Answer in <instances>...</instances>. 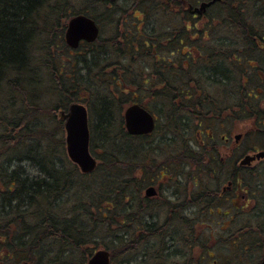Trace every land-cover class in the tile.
Wrapping results in <instances>:
<instances>
[{
	"label": "trees",
	"instance_id": "1",
	"mask_svg": "<svg viewBox=\"0 0 264 264\" xmlns=\"http://www.w3.org/2000/svg\"><path fill=\"white\" fill-rule=\"evenodd\" d=\"M156 1L83 0L84 7L74 11L72 0H0V264H69L71 261H74L71 264H84L98 248L110 251L111 264H204L215 258V254L218 259L209 263L258 264L260 261L264 252V206L241 221L239 231L233 228L228 238H218L219 245L213 251L208 238L197 237L184 209L168 205L155 214L152 201L142 194L144 185L154 178L155 168L168 172L166 157L186 153L188 161L204 159L199 151L186 146V137L194 136L197 130L186 117V103L194 110L199 108L196 114H203L205 107L210 110L220 107L210 91L217 89L220 81L226 82L221 77L223 72L202 74L197 65L185 71L180 63L166 60L168 56L164 58V52L159 51L164 47L154 45L164 42L160 40L141 45L142 50L134 51V45H125L126 53L134 57L146 55L158 61L152 51L161 54L163 59L158 56L160 62L155 65L162 70L158 76L168 83V88L155 87L156 91L135 86L140 78L135 81L132 66L122 71L104 69L107 65L98 61L99 52L107 55L109 51L104 42L91 52V59L84 60L82 69L77 68L76 60L62 61L59 57V52L69 49L63 38L64 21L77 14L96 20L92 13L95 7L103 8L107 14L104 19L113 25L129 17L135 19V26L143 25L142 29L151 32L148 28L153 21L169 20L167 32L186 33L184 24L177 21L170 8L155 14ZM256 1H252V8L230 10L222 26H227L229 33L264 31V17L257 8L264 0ZM135 11L141 14L140 18L135 16ZM253 56L257 57L252 54L250 58ZM136 63L135 66L140 63V68L144 65L139 60ZM124 77L128 78L124 80L125 90L121 88ZM187 80L190 86L175 84ZM236 81L239 89L244 90V97H250L256 105L257 97L264 94V71H254L248 83L243 84L240 75ZM92 83L127 91L129 96L116 104L110 90L92 87ZM196 86L203 91L194 89ZM137 91L142 92L141 99ZM150 96L156 97L164 110L158 111L162 126L159 120L152 141L145 136L151 141L148 142L126 134L121 113L133 103L153 108L145 100ZM178 99H182L183 109L177 105L170 107L173 112L167 111L166 106H172L173 100ZM73 102L86 105L89 113L90 151L98 162L89 175L81 174L76 166L67 167L66 163L70 162L63 152L64 130L57 112L66 110ZM116 114L120 119L118 135L113 131ZM91 120L95 123L93 127ZM186 121L190 126H186ZM211 154L205 151L213 167L217 156ZM25 162L32 164L39 175L27 174L20 165ZM140 170L142 177H138ZM238 175L241 190L249 196L254 188L253 194L257 192L258 198H264V190L260 188L263 182H253L252 186V181ZM201 184L200 180L195 188ZM208 190L199 186L192 203L202 200ZM91 209L97 212L96 216ZM228 218L229 227L233 222L237 225L232 216ZM159 220L163 223L158 226ZM106 237L108 242H102ZM86 245L89 250L81 252ZM77 254L82 258H75Z\"/></svg>",
	"mask_w": 264,
	"mask_h": 264
},
{
	"label": "flooded vegetation",
	"instance_id": "2",
	"mask_svg": "<svg viewBox=\"0 0 264 264\" xmlns=\"http://www.w3.org/2000/svg\"><path fill=\"white\" fill-rule=\"evenodd\" d=\"M252 1L253 0H179L175 3L173 0H158L156 1V5L155 3L153 4V8L156 9L155 14H159V12L164 8H170L176 14L175 16L177 21H182L184 24L186 33L167 32L169 30V24H167L169 20L164 23L153 21L152 26L148 28L151 29V32H147L142 29L143 25H141V27H139V25L134 26L136 28V32H134L135 30L132 28L127 29L126 27L116 31L118 35L120 34L119 36L124 38V40H133L137 42L135 44L127 42L126 44L134 45V51L142 50L139 47L141 45H143V47L144 45L148 46L151 40L164 41L160 43L155 42L154 45L156 48H158V45L164 47L159 51L164 52L163 55L165 59L168 56V59L166 60L180 63L185 71H190V67L192 65L199 66L198 70L201 69L202 74H205V72L212 73L213 71L219 70V72H223L224 76L221 77H224L226 81H220L216 86L217 89H214L216 93L218 92V95H215L214 99L219 101L218 103H220V107L216 108L215 110H210L209 108L205 107L203 114H196L198 112L195 113V110H198L199 108L194 110L190 106L186 107V117H188L190 120L191 118H195L191 121L196 122L197 129L194 133V136L186 137V146H188L193 151H199L204 159L200 162H191L187 160L185 153L183 155L184 160L182 162L176 160L167 161V173L164 172L163 169L156 170L155 168L153 170L155 175L154 178L144 185L142 191L143 197L152 201L155 214L168 205L173 206V202H171L170 197L177 198V201L183 199V209L186 211V197L191 189V187L188 185V181L190 179L193 180L192 187L196 186L202 179L207 181L209 179L214 185V193L216 195L218 194L219 198L229 196L228 198L231 200L230 203L232 205L238 204L237 199L244 198L242 192L240 193L242 188L237 180L239 168L250 169L252 164L255 162H263L264 164V159H261L254 161L250 166H239V160H231L229 173L230 176L226 182V185L223 186L218 193V187L220 184L218 179L221 175V167L217 161L215 162V166L212 167V160L206 158L205 155V151H209L211 156V153H213L215 157L219 154L218 149L220 146L217 143V139L219 137V140H221L222 144L225 146L224 148H227L229 152L225 153V155H227V158L229 155L232 159L230 152L239 146L241 139L245 136H243V134H247V132H242L238 126H235L236 123H233V128L225 131L223 129V121L229 116H233L236 122L239 119H242L240 117H246L250 119L253 125H256L254 132L264 134V108L259 107V102L262 100L261 98L264 100L263 92L261 91L263 95L257 97L256 102H258L256 105H254L255 103H252L250 97L245 96L247 99L244 97L243 94L245 92L244 90L239 89L238 81H236V78L238 75H240L243 84L248 83V80L251 79V74L254 71H257L258 73L260 71H264V31L229 33L223 32L221 30L223 23L222 20H224L230 10L236 11L238 10V6H240L241 9L252 8ZM260 1L261 0H257L256 2ZM202 3L208 5L204 6L201 10L200 5ZM197 7L199 8V11L196 10ZM257 8H259V12H261V17L263 18L264 4H260ZM223 10L227 13L225 14ZM247 12H250V10ZM262 20H264V18ZM120 24V21L116 22V25L120 26ZM141 24H144L143 20H141ZM164 29H166V31H164ZM172 40H179L180 42L175 43L172 42ZM175 45L181 47L178 49H172L171 46ZM154 52L156 53L155 55ZM172 52L178 53L179 56L175 57ZM157 53L158 50L152 51V54L157 56L158 61H155L156 59L151 57L149 63H143V67L140 68L141 65L135 66V68L140 69V73L144 74V76H136L134 73L135 81L140 78L139 83L135 84L136 87H156V89L168 88V83L160 80L158 76V73L162 72V70L159 69L158 65H155L156 63L159 64L160 62ZM252 54L257 55V57L253 56L250 58V55ZM159 57L160 59H163L161 58V55ZM149 70L150 72H148ZM132 71L134 72L133 69ZM145 71L147 72L144 73ZM188 81L189 80L180 82L177 81L175 84L177 87H185L186 85L190 86L191 84ZM204 88L207 89V87ZM261 92L258 91L259 94ZM141 94V91H137V95H139L137 96L138 99L142 98L140 97ZM213 94L214 93L210 92V95ZM150 97L157 100L156 97ZM186 100H189V97H187ZM173 102H175L176 106L178 105V109H183L182 99L173 100ZM144 108L148 110L157 121V116L152 113V110L147 107ZM202 110H204V108ZM211 113L219 116L220 119H217V116H209ZM216 120H221L219 123L221 134L219 136L216 132V123H214V121L217 122ZM188 125L190 126L188 121H186V126ZM148 136L150 139V135ZM232 136L233 139L231 138ZM140 138L142 141L147 140L145 136H140ZM249 147H251V154L264 150V146ZM220 157L221 161L224 160L222 156ZM188 168L197 169L196 175H189V172L187 171ZM142 176L143 173L140 170L138 177ZM199 186H202L205 190L206 187H208L206 184L204 186L203 183ZM148 187H153L155 189L156 193L153 197H147L145 195V190ZM205 195L206 193L202 197Z\"/></svg>",
	"mask_w": 264,
	"mask_h": 264
},
{
	"label": "rangeland",
	"instance_id": "3",
	"mask_svg": "<svg viewBox=\"0 0 264 264\" xmlns=\"http://www.w3.org/2000/svg\"><path fill=\"white\" fill-rule=\"evenodd\" d=\"M83 0H72V4H73V9L74 11H79L81 10L83 6L82 3ZM238 8H240V6H238ZM92 13L94 14V16L96 17V21L98 26L100 27V34H99V40L97 41V43H93L90 46L86 45V44H82L78 49L76 50H71L68 49V51L65 52H59L60 53V59L62 61H69V60H76L77 61V68L78 69H82L83 67H85L84 64V60H89V58L91 59L92 55V51L94 52V50L96 51L98 49V47L102 46V42H104V44L106 45L107 49L109 50L107 52V55L105 53L101 54L99 52L98 55V61L100 62V64H102L104 62L107 69V71L111 72L113 70L116 71H122L124 70L126 67L132 66L134 73L136 75H140L142 73H140V69L139 68H135V64L137 60H139V62H145V63H149L150 62V58L146 57V55H138V56H131L128 53H126V48L125 45L127 44L128 41L124 40L123 37L119 36L118 34L115 35L116 31H119L123 28H132L134 27V22L135 19H131L129 17H127L126 19H124L123 21H121L120 26L118 25H113L110 23V21L104 19L106 14V11L103 10V8L100 7H95L92 11ZM135 16L140 18L141 14H139L137 11H135ZM67 21V20H66ZM66 21H64V23H66ZM134 30V28H132ZM238 29V28H237ZM240 29V28H239ZM223 32L226 31L228 32V28L227 26H222L221 29ZM125 32V30H124ZM123 32V33H124ZM232 33V32H230ZM134 44L137 43L135 41H133ZM116 48H118L116 50ZM156 53L154 52V55ZM158 56H160L161 54L158 52L157 53ZM135 62V64H134ZM88 64V63H87ZM140 63H138L139 65ZM143 69V68H142ZM144 71V69H143ZM147 71H145L144 73H146ZM150 72V70L148 71ZM66 73V72H65ZM85 74V72L82 71V74ZM105 73V72H104ZM102 74V73H100ZM154 74V73H153ZM144 76V74H143ZM155 76V74H154ZM89 78V76H88ZM98 78V77H97ZM47 79V78H45ZM99 79V78H98ZM120 79V77H118V80ZM127 77H124L121 79V88L124 89L123 87H126L127 84L125 83L124 80H127ZM87 81V79H86ZM97 82V80L95 81ZM93 86L92 87H96L98 88V86H100L98 83H92ZM100 88H107L104 86H100L98 89ZM128 88V87H127ZM193 88V87H190ZM108 90H110L112 92V94L115 95L116 97V104L117 101H120L121 103H123L125 96H129V93L127 91L122 92L123 90H119V89H115V88H107ZM150 89H155V87H150ZM194 89H200L203 91L202 88H197L195 87ZM125 90V89H124ZM104 91V90H103ZM212 93H214V95H218V92L216 93L215 90L214 91H210ZM102 94H104L102 92ZM131 94V93H130ZM262 94V93H261ZM260 94V96H261ZM114 97V96H113ZM140 97H142L140 95ZM262 100L259 102V107L260 108H264V100L263 98H261ZM46 101H48L49 99L46 98ZM145 100L148 101V104L153 107L150 108L152 110V113H154L157 116V120L159 121L160 118L158 117V111H163L164 109L161 108L159 104V100L156 99H152L151 97H145ZM191 107L190 103H186V107ZM47 107H51V106H47ZM170 107H176L175 102L172 103V106H166V110L167 111H172L170 109ZM173 112V111H172ZM58 113V112H57ZM55 113V114H57ZM123 113V112H122ZM122 113H121V118H122ZM120 115V113H118ZM116 114V126H114V133H117V127H118V123L120 121L119 119V115ZM161 114V113H160ZM163 115V114H162ZM209 116L214 117L217 115H214L213 113H211ZM217 119H220L219 116H217ZM242 119H239L237 122L234 119L233 116H229L226 120L223 121L224 127L223 129L225 131L230 130L231 128H233V123H236L235 126H238L240 128V130H242V132H247V134H243V138L240 141V144L237 148L233 149L230 153L232 155V159L230 158V156L225 155V153L228 152L227 148H224L225 146L222 144L221 140H219V137L217 139V143L220 146L219 147V154L217 155V162H219V166L221 167V175L218 179L219 187H218V193L220 192V190L222 189L223 186L226 185V182L229 178V173H230V162L231 160L235 161V160H239L241 159L244 155L246 154H251V150L249 146H264V134L261 133H257L254 132V128H256V125H253L252 121L246 117H240ZM195 118H191V120H193ZM225 119V118H224ZM123 120V118H122ZM163 120V119H161ZM160 120L159 124L162 126V121ZM223 120V119H221ZM221 120H216L217 122L214 121V123H216L215 127H216V132L217 135L219 136L221 134V130L219 127V123L221 122ZM90 127L92 125H95L94 121L91 120L90 121ZM192 126L196 127V122H191ZM258 127V126H257ZM113 133V134H114ZM65 134L64 131L62 133V138L64 140ZM154 135L151 137L153 138ZM150 138V139H151ZM233 139V136L231 137ZM148 142H151L150 140H147ZM97 142V139H96ZM99 145L97 147V151H99ZM65 157L67 158L66 152L63 150ZM229 153V152H228ZM60 157H63V155L59 154ZM224 159L221 161V157ZM184 156L181 155H170L169 157H166V161H170V160H176V161H180L182 162L184 160L183 158ZM68 159V158H67ZM70 162V161H68ZM161 162V161H160ZM158 163V162H157ZM67 167L71 166L73 167L74 165L70 162V163H66ZM160 164V163H159ZM22 166H24V170L27 174H29L30 176H36L39 175V172L33 168L32 164H29V162H25L24 164H20ZM58 166H60L59 163H57ZM189 172V175L195 174L197 173V169L195 168H188L187 170ZM238 174H240L241 176L243 175L244 179H246L247 182H251L252 181V186L254 185L253 182H256L257 184H261L263 182V186H260L261 190H264V164L262 163H253L252 167L250 169L247 168H239L238 170ZM239 177V175L237 176V178ZM238 180V179H237ZM203 185L205 186L208 185L209 190L206 192L207 194L203 197L202 200L198 199V203H192V196L195 195L196 191L198 190L195 188V186L192 187L193 184V180L190 179L188 181V185L191 187L189 194L186 197V211H183V213L185 212L187 220L189 222V224L191 225V223H193V227L194 230L196 231V235L199 238H208L210 242H208L209 246L211 245L213 248V251L216 250L217 246L219 245L218 238H228V234L229 232H231V230L237 229V231H239L238 229L240 228V222L244 221L246 218H250L252 217V214H254L256 212V210L258 208H261L262 206H264V198L260 199L257 196L258 193L256 192L255 194H253V189H251V193L248 196L249 200V205L245 206V203L247 202V196H245L244 198H238L237 199V203L235 205H232L230 202L231 200L227 197L224 198H219L218 194L216 195L215 193H213V188L214 185L208 180H201ZM245 182V180L243 181ZM212 190V191H210ZM171 202H173V208L174 209H182L183 210V199L177 201V198H173L170 197ZM195 200V199H193ZM72 205V204H71ZM91 212L94 213V216L97 215V212L94 209H91ZM227 213V215H226ZM225 214V216H223ZM229 216L233 217V221H236L237 225H234V222L232 224V227H229L227 224L229 221H227ZM164 219V217H162ZM162 219V220H163ZM163 223L162 221L159 220L158 226L159 224ZM109 237H106L103 239L102 242H108ZM66 247H63V249ZM85 250H89V245L83 246L81 248V252L85 251ZM185 250V249H184ZM82 258L79 256V254L75 255V258ZM215 258L218 259V255L215 254ZM215 258H212L209 260V262H213L215 261ZM74 261H71L69 264L73 263ZM209 262H206L204 264H211ZM86 263V262H85ZM84 263V264H85Z\"/></svg>",
	"mask_w": 264,
	"mask_h": 264
},
{
	"label": "water",
	"instance_id": "4",
	"mask_svg": "<svg viewBox=\"0 0 264 264\" xmlns=\"http://www.w3.org/2000/svg\"><path fill=\"white\" fill-rule=\"evenodd\" d=\"M207 5L201 4L200 9L202 10ZM97 36L98 28L95 22L85 15L73 16L66 24L64 39L66 45L72 49L77 48L80 41L94 42ZM59 118L63 121L65 150L68 159L78 167L81 173L89 174L93 172L96 168V160L89 152L88 112L86 107L80 103H71L66 112H59ZM123 119L125 130L131 136L147 135L153 131L155 126L153 116L137 104L125 109ZM261 158H264V152L246 156L240 164L249 165L252 161ZM145 194L153 196L155 194L154 188L149 187ZM86 264H110L109 252L105 249L97 250ZM259 264H264V254Z\"/></svg>",
	"mask_w": 264,
	"mask_h": 264
}]
</instances>
